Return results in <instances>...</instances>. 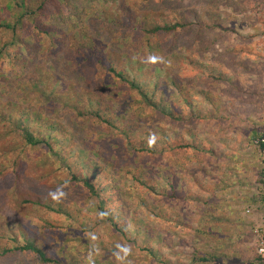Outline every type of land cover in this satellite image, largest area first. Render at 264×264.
Masks as SVG:
<instances>
[{
    "label": "trees",
    "instance_id": "obj_1",
    "mask_svg": "<svg viewBox=\"0 0 264 264\" xmlns=\"http://www.w3.org/2000/svg\"><path fill=\"white\" fill-rule=\"evenodd\" d=\"M83 1L0 0V184L15 182L5 196H13L27 213L36 212L44 224L38 228L46 232L25 220L3 222L0 258L19 254L24 264L28 256L31 264H93L89 255L105 249L93 238L105 225L117 236L107 251L124 253L129 264H175L151 247L153 229L142 225L130 201L154 220L191 226L189 213L157 202L207 200L172 181V164L165 185L160 171L143 159L205 156V137L185 127L205 121L207 114L173 70L139 55L146 49L156 55L160 38L172 47L168 38L191 24L122 5L113 12L108 4L114 0H90V6ZM144 1L150 0L133 3ZM162 121L179 129L173 139ZM252 134L250 142L261 131ZM178 164L180 171H190ZM45 179L53 190L49 197L35 191ZM258 184H264V165ZM64 188L94 201L97 215L84 219L81 203L67 201L66 193H74ZM258 195L264 206V187L258 186ZM123 218L144 231L132 237ZM79 243L82 248L74 246ZM137 251L144 252L146 262L135 260ZM198 256L196 251L197 263L209 261Z\"/></svg>",
    "mask_w": 264,
    "mask_h": 264
},
{
    "label": "rangeland",
    "instance_id": "obj_2",
    "mask_svg": "<svg viewBox=\"0 0 264 264\" xmlns=\"http://www.w3.org/2000/svg\"><path fill=\"white\" fill-rule=\"evenodd\" d=\"M83 2L89 6L92 4L90 0H84ZM110 2L108 5L112 6L113 12L115 7L122 5L123 7L132 8L131 11L135 9L139 13L147 9L151 13H157L160 19L163 18L168 21L179 20L191 24L189 27L179 30L174 36L171 35L168 38V40H171L172 47L169 46L167 41L162 42L163 38H160L157 42L159 43L160 51H155L156 55L146 49L144 55L140 54L139 57L145 59L147 62L151 61L157 67L161 65V67H169L170 70H173L179 76L181 84L189 89L198 107L203 111L207 110L208 118L205 121H192L191 124L185 127L186 129L192 128L199 136L203 135L204 137L206 134L208 136V134L214 133L215 131L219 137H226V140L229 141L233 150L239 149L242 153L249 155H253L256 152V156H260L259 150L253 143L256 138L250 142L254 129L260 130L264 127V122H262L264 117V113L262 112L264 110L262 99L255 96L257 92H259V95H262L263 88L260 86V90L258 91L257 87L259 85L257 82H253L255 79L254 70L256 69V63L249 61L246 64L248 67L247 72L249 73L246 79H248L247 81L250 82L248 83L250 85L241 84L239 75L237 74L240 39L245 38L247 41L248 38H260L261 34L257 29L258 27H256L257 24L255 21L257 15L246 11L242 17L238 16L240 7L238 8L239 4L234 1V5L236 6V12L234 13L238 17L236 15L235 17L221 16L223 11L222 7L228 4V0H150L144 1L143 6L141 3L135 5L133 3L134 0H114ZM87 7L84 11H86ZM224 12L226 11L224 10ZM212 33L218 36V46H213L214 50L205 49L204 44L201 48L196 49L195 43L197 41H205ZM250 53L251 59H254V53ZM213 62L225 63L227 67L233 69V72L228 73L227 70L224 71L221 65L214 66L219 67L215 71L214 67L211 66ZM211 107L214 108L211 109ZM161 123L164 127L162 128L164 133L170 139H173L172 133L179 129L174 128L166 121H162ZM183 128L184 126H181V130ZM229 144L227 143V147L230 149ZM196 157L197 155L188 153L187 156H176L173 159L168 156L165 158L161 157L157 163L155 161L148 162L147 159H143V163H148L150 167L155 166L162 174L161 176L165 181V185L171 182L168 171L170 170L169 165L172 164L176 168V174L172 181L179 182L180 184L179 162L183 168L185 166L186 170L189 169L194 174L196 172H204L207 169L205 160L198 161ZM47 179L50 180L49 178ZM47 179L42 181L44 182L43 184L39 185L37 183L35 191L41 197H49L52 195L53 190L47 187L49 186ZM182 180L184 181V178ZM26 181L25 178L21 181L24 186L25 184L28 186L30 183ZM13 183L15 182L7 179L0 184V232L3 222L7 224L12 221H17V224L19 220H25L30 223L32 229H36L39 233L42 232L45 235V230L42 229L40 231L38 228L44 224L41 217L35 214L36 212L27 213L28 209L17 206V201L13 196H5V192L14 185ZM128 185H132V182H128ZM182 187H184V191L191 192L188 186L185 187L184 182ZM69 190L73 191L74 195L67 192L66 194L68 195H65L66 200L71 203H81L79 205V211L84 219L97 215L96 203L94 201L84 199L82 194H79V191L74 188H69ZM69 190L64 188L63 192ZM244 192H250V190L245 188ZM256 193L258 194V191ZM203 194L205 195V190H203ZM245 195L247 194L245 193ZM152 203L153 200L151 199L150 204ZM157 203H159V207H162L161 203H164L170 209L174 210L178 208L182 212L190 214V217H188L190 224H188L191 226L189 228H181L178 226L177 228V226L161 222V220H154L149 211L144 208H139L138 203L130 201L131 208L138 212L137 215L140 217L142 225L149 224L153 229L152 232L156 239L154 237L148 238L151 247L156 251L159 250L164 260L169 259L175 264H242L243 259H249L246 257L252 252L251 249L254 250L257 243L255 241L257 238L254 240L256 226L251 225V223L249 224V222L246 223L247 216L251 215L254 218L253 214L257 213L256 210H258V214L261 216L259 223L262 225L259 229L264 227V206L260 204L261 208L256 209L250 206L249 202H241L236 210L239 214V219L230 221L227 219V202L226 204L222 202L224 205L223 208L221 202L217 205L214 204L216 210L213 211L210 208L213 205L210 203L194 201L186 203L184 201L175 203L174 201H161ZM136 205L138 206L136 207ZM245 210L247 215L245 214ZM167 212L171 211L168 209ZM211 215L214 216L211 218ZM122 222L130 225L129 228L132 237L139 235V231H144L143 229L138 230V224L134 226L135 224L131 220L127 222L123 218ZM49 234H52V231ZM93 240L99 248L104 244L106 249L102 248L101 252H98V255L96 253L92 256L89 255L87 259L91 260L93 264H98L100 263L99 261L103 262L101 264H108L107 262L105 263L107 260H113L116 264H129L124 257V253H111L107 251L111 248V246L107 247L108 243L117 241V236L105 225L98 228ZM2 243L0 240V245ZM245 245L247 248L243 249L242 247ZM74 246L78 248L83 247L81 243ZM196 251L199 253L198 258H202V256L207 257L209 261L206 263H197L194 258ZM134 252L131 251L130 256L134 257ZM137 253L138 256H136L135 260L141 262L147 261L144 252L137 251ZM29 258L28 256V264L33 263L34 261ZM6 263L24 264L19 254L12 255L10 258L1 257L0 264Z\"/></svg>",
    "mask_w": 264,
    "mask_h": 264
},
{
    "label": "crops",
    "instance_id": "obj_3",
    "mask_svg": "<svg viewBox=\"0 0 264 264\" xmlns=\"http://www.w3.org/2000/svg\"><path fill=\"white\" fill-rule=\"evenodd\" d=\"M228 1V4H226L225 7H222V10H225L226 12L223 13V11L221 10V16L223 17H235L236 14L234 12H236V6L234 5V1L239 4L238 8L240 7L237 14L238 16L242 17L246 11L257 15L255 21L257 24L256 27H258L257 29L261 34L260 38H248L247 41L245 38L240 39L238 47L239 64L237 68V74L239 75V81L241 82V84L250 85L248 84L250 82H248V79H246V77L249 76V73L247 72L248 67L246 64L249 61H253L256 63V69L254 70L255 79L253 80V82H257V84L259 85L257 87L258 91L260 90V86L263 88V93L261 90L262 95H259V92H257L255 96L262 99V105L264 106V2H262L261 0ZM209 37H207L206 39L208 41H197L195 43L196 49L201 48L204 44L205 49H213V46H218V36L215 33H212ZM250 52L254 53V59H251ZM217 65H221V68L224 71L227 70L228 73L233 72V69L227 67L225 63L213 62L211 66L214 67ZM218 68L219 67H214V70L216 71ZM213 108L214 107H211V109ZM211 109H209V111H211ZM199 110L201 111V108H199ZM205 112L207 114V110H205ZM262 112L264 113V110ZM262 122H264V117ZM262 129L258 131H261ZM256 130L257 129H254V132ZM202 136L203 135H200V137ZM205 143L207 146L206 155H198L196 158L198 159V161L205 160L207 169L204 172H196V174H194L193 172L191 173V171L189 172V174H187L188 172L184 173L180 171V184H183L184 182L185 187L188 186L191 189V192L189 191L190 194L204 197L207 200L208 204L210 203L211 205H213L212 207L210 206L212 211L216 210V206H214V204L217 205L221 202L223 208L224 205L222 204V202H224L225 204L227 202V219H229L230 221L239 219V214L238 212H236V210L241 202H249V205L253 208H259V197L256 191H258L259 186L258 177L263 167L260 156H256V152L253 155H249L242 153L241 151H239V149L233 150L231 144H229V141L226 140V137H219L218 133L215 131L214 133L208 134V136L207 134L205 135ZM227 143L230 145V149L227 147ZM182 178H184V181L182 180ZM183 188L184 187H182V190ZM245 188H248L250 192H244ZM203 190H205V195L203 194ZM245 193L247 195H245ZM256 211L257 213L253 212L254 218H252L251 215L247 216L246 223L249 222V224L251 223V225L256 226L257 231L262 225H260L259 223L261 221V216L258 214V210ZM245 214L247 215L246 210ZM213 216L214 215H211V218ZM256 234L254 236V240L257 238ZM255 241H257V239ZM242 248L246 249L247 246L245 245ZM255 248L256 246L254 247V250L251 249L252 252L249 253V255L246 257L249 259H243L242 264H250L252 258L255 255Z\"/></svg>",
    "mask_w": 264,
    "mask_h": 264
},
{
    "label": "built area",
    "instance_id": "obj_4",
    "mask_svg": "<svg viewBox=\"0 0 264 264\" xmlns=\"http://www.w3.org/2000/svg\"><path fill=\"white\" fill-rule=\"evenodd\" d=\"M264 2V0H261ZM254 146L259 150L262 166L264 165V127L261 130V135L258 136L254 141ZM264 187V184L259 185ZM257 233V243L255 248V255L252 258L250 264H264V227L258 229Z\"/></svg>",
    "mask_w": 264,
    "mask_h": 264
}]
</instances>
